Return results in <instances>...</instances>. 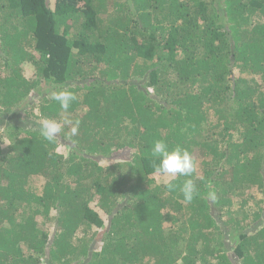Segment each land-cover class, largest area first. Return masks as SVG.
I'll return each instance as SVG.
<instances>
[{
  "label": "trees",
  "instance_id": "trees-1",
  "mask_svg": "<svg viewBox=\"0 0 264 264\" xmlns=\"http://www.w3.org/2000/svg\"><path fill=\"white\" fill-rule=\"evenodd\" d=\"M6 140L0 264H264V0H0ZM158 140L202 175L156 173Z\"/></svg>",
  "mask_w": 264,
  "mask_h": 264
},
{
  "label": "clouds",
  "instance_id": "clouds-1",
  "mask_svg": "<svg viewBox=\"0 0 264 264\" xmlns=\"http://www.w3.org/2000/svg\"><path fill=\"white\" fill-rule=\"evenodd\" d=\"M50 95L64 111H67L71 103L76 100V96L71 91L63 88L52 91ZM64 123L73 124L70 120H65ZM78 126L79 121H76L71 128L73 134L77 132ZM61 131V123L51 119H44L41 121L39 132L45 140L52 142L58 137ZM151 154L158 160V163L155 164V172L160 175L191 177L195 172L196 165L191 154L180 146L169 150L168 145L164 141L158 140L152 146ZM167 188L169 191H172L175 189V185L169 183ZM180 192L183 195L184 202L191 203L197 195V188L194 181L192 179L185 180L182 186H180ZM207 198L214 201L216 199L215 191L209 190L207 192Z\"/></svg>",
  "mask_w": 264,
  "mask_h": 264
},
{
  "label": "rangeland",
  "instance_id": "rangeland-1",
  "mask_svg": "<svg viewBox=\"0 0 264 264\" xmlns=\"http://www.w3.org/2000/svg\"><path fill=\"white\" fill-rule=\"evenodd\" d=\"M52 2H54L55 0H51ZM52 5H54V3L52 4ZM8 141L6 140L4 143H1L0 142V148H1V151H3V153H5L6 152V149H7V146H8ZM59 151H61V153L62 152H66L67 150L64 148V147H60L59 148ZM123 151H125V150H123ZM122 151V152H123ZM128 153L129 154V152L128 151H125V153ZM123 153L121 154V157H123ZM114 158H117V159H119V158H121L119 155H117V154H115V156H113ZM123 158H125V157H123ZM110 162H108V163H104V165H108ZM111 164V163H110ZM198 165V167H196L197 169H198V175L199 176H201L202 175V173H203V170L201 169V166H200V164H197ZM156 178H159V176H156ZM168 179H170V177H165L164 179H162L159 183H164L165 184V182H167V180ZM262 198V195L261 194H259V193H257L256 192V199L257 200H260ZM98 199H96L95 201H93L92 203H91V207L92 208H95V210L96 211H99V209H98V201H97ZM106 224H107V221H106ZM46 226H48V228H50L51 230H54V228H55V221L54 222H47V224H46ZM96 246V245H95ZM100 247V246H99ZM98 247V248H99Z\"/></svg>",
  "mask_w": 264,
  "mask_h": 264
}]
</instances>
